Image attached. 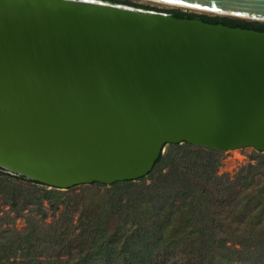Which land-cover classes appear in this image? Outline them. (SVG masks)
<instances>
[{"label":"water","instance_id":"1","mask_svg":"<svg viewBox=\"0 0 264 264\" xmlns=\"http://www.w3.org/2000/svg\"><path fill=\"white\" fill-rule=\"evenodd\" d=\"M162 1L264 20V0ZM183 141L264 150V30L110 0H0L1 168L111 184Z\"/></svg>","mask_w":264,"mask_h":264},{"label":"trees","instance_id":"2","mask_svg":"<svg viewBox=\"0 0 264 264\" xmlns=\"http://www.w3.org/2000/svg\"><path fill=\"white\" fill-rule=\"evenodd\" d=\"M124 2L264 30V22ZM224 151L168 143L148 174L87 184L76 209L70 201L81 192L72 186L0 167V264H264V150L220 174Z\"/></svg>","mask_w":264,"mask_h":264},{"label":"rangeland","instance_id":"3","mask_svg":"<svg viewBox=\"0 0 264 264\" xmlns=\"http://www.w3.org/2000/svg\"><path fill=\"white\" fill-rule=\"evenodd\" d=\"M113 1L119 2V3H125L124 1H128L131 3L140 4V5L151 6L157 9H161V10L179 9L182 11L193 12V13H198V14H206L209 16H226L228 18H233V19L264 22V20H261V19L244 18V17L235 16V15L223 14V13H218L215 11L203 10L200 8L187 7V6H182V5H177V4L167 3V2H161V1H155V0H113ZM167 147H168V144H165L163 147V151H165ZM252 153H254V148H252L251 146H244V147H238V148L225 150L224 157L222 158L221 163L219 165L220 169L218 168V173L233 174L234 171L239 166L245 165L251 160L250 156L252 155ZM87 184L89 183H82V184L74 185L72 186L73 191L80 193L84 189L86 190L90 189L91 187ZM78 195L79 196H77L76 198H73L72 201H70V205H69L70 209H76L78 206H81L80 199L82 198V196L87 195V194L86 192H81V194H78ZM23 225H24L23 217H19L15 220L16 227L21 228Z\"/></svg>","mask_w":264,"mask_h":264},{"label":"bare ground","instance_id":"4","mask_svg":"<svg viewBox=\"0 0 264 264\" xmlns=\"http://www.w3.org/2000/svg\"><path fill=\"white\" fill-rule=\"evenodd\" d=\"M155 1H161V2H166V1H162V0H155ZM167 3H170V2H167ZM178 5H181V4H178ZM182 6H186V5H182ZM187 7H193V6H187ZM194 8H200V7H194ZM200 9H203V10H210V11H215V12H218V13H223V14H232V13H229V12H222V11H219V10H211V9H207V8H200ZM247 18H259V19H262L260 17H254V16H246ZM220 169V168H219Z\"/></svg>","mask_w":264,"mask_h":264}]
</instances>
